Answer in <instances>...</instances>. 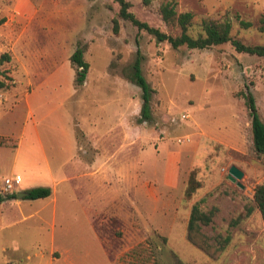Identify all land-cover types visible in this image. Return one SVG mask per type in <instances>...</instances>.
Masks as SVG:
<instances>
[{"label":"rangeland","instance_id":"374dc122","mask_svg":"<svg viewBox=\"0 0 264 264\" xmlns=\"http://www.w3.org/2000/svg\"><path fill=\"white\" fill-rule=\"evenodd\" d=\"M129 1L138 18L172 35L180 28L163 20L166 1L194 13L193 35L203 18H229L234 37L264 44V0ZM119 8L115 0H0V59L10 57L0 71L11 77L0 91V192H9L7 177L21 173L34 182L47 169L35 132L55 174L63 172L62 131L73 122L76 160L64 170L83 177L42 200L0 204V264H118L125 250L147 239L159 264H264V217L254 201L264 154L255 149L249 110L236 94L249 86L264 120V56L238 52L229 42L174 48L120 17ZM78 45L90 64L81 85L70 60ZM138 56L155 89L149 120H140L143 91L129 78ZM120 112L123 121L131 115L122 149L112 139L106 149L95 146L83 128L88 113L114 124ZM233 164L244 172V187L229 178ZM194 169L201 186L187 197ZM195 203L205 211L217 207L201 231L212 244L229 235L223 251L207 253L188 239Z\"/></svg>","mask_w":264,"mask_h":264},{"label":"trees","instance_id":"16d2710c","mask_svg":"<svg viewBox=\"0 0 264 264\" xmlns=\"http://www.w3.org/2000/svg\"><path fill=\"white\" fill-rule=\"evenodd\" d=\"M119 3L120 8L118 15L126 20H129L139 30H146L157 38L158 41H168L174 48L186 45L189 48H209L214 45H220L224 43H231V45L238 51L252 55L264 56V44H248L238 37H234L231 34L232 21L228 19L216 20L213 18H203L201 20L202 31L198 35H193L190 32V27L193 23L194 13L191 11H177L176 6L171 1L163 2L160 5L159 12L163 20L167 23H175L180 28L178 35H172L166 31H163L159 27H155L149 24L147 21L138 18L133 11L130 10L132 3L129 0H115ZM152 0H142L144 5H150ZM3 19H0V25ZM243 27L252 26L251 21L240 20ZM259 26L260 31H264V13L260 17ZM113 29L117 33L119 31V20L113 18ZM85 49L82 45H78L72 53L70 60L75 66L76 77L75 81L77 85H81L85 82L87 72L89 70V62L84 58ZM7 53L1 56L0 61L4 59L9 60ZM131 81L141 87L143 91V106L142 116L140 120H149L151 118L150 100L152 93L155 91L142 69V57L136 58L133 65V71L129 77ZM11 77L6 75L4 71H0V91L8 88L11 85ZM238 96L244 98L249 114L252 119V131L254 146L259 154H264V120L258 112L256 104V98L249 86L246 89H241L236 93ZM1 138V135H0ZM1 141V139H0ZM201 186L200 180L197 179L196 170L190 172L187 187L186 196L192 197L194 192ZM28 195L25 198L38 199L46 198L51 195L52 188L50 186H35L27 189ZM11 198H17V191L13 192H0V204ZM254 201L256 206L261 211L264 217V182L259 183L255 187ZM217 207L213 206L209 211L203 210L198 203L193 204L191 214L188 222V239L195 245L210 254H215L223 251L226 245L230 241V236L220 237L218 244H212L209 241V237L201 231L203 224L208 225L212 222ZM253 211L252 207H248L247 213ZM120 234V231L118 232ZM164 240H167L166 236H162ZM118 264H159V258L155 252V249L151 245L150 239L141 241L136 245L125 250L119 257H117Z\"/></svg>","mask_w":264,"mask_h":264},{"label":"crops","instance_id":"0c3cea01","mask_svg":"<svg viewBox=\"0 0 264 264\" xmlns=\"http://www.w3.org/2000/svg\"><path fill=\"white\" fill-rule=\"evenodd\" d=\"M88 115L85 118L86 124H84L83 128L85 129V126H86V132H87L88 137L91 140V142H94L95 146L97 144L98 146H100V147L102 146L104 149H106V141H108V139H112V140L116 141L117 143H119V145H120L119 149L121 150L122 146L124 144H121L120 142L127 140L126 139V134L128 132L127 127H128L129 117L131 115L128 114L126 117H124L125 121H123L122 120L123 119L122 113H121L120 114L121 119L116 118L115 119L116 123H114V124L107 122L106 118L101 114L96 115L94 113H90V114L88 113ZM87 120H88L89 126L87 125ZM79 124L81 125L80 121H79ZM115 128H117V129L113 133V130ZM122 131L124 134L123 138H121L122 137L121 136ZM62 133L65 134L68 138L67 149L65 150L67 152V154L61 160V167H63V172H60V170H59V171H57V174H55V172L52 168V165H51V161H50V159H49V157L46 154V151L44 149L42 139H41L39 133L35 132V134L33 135L34 136L33 139L36 140L38 142V144L40 145L39 148L42 151V156L45 159L47 169L44 172L40 173V175L38 176L39 178L35 179L34 182H32V181L30 182L29 180L25 179L23 174L16 173V176L20 177V181L18 184H21L20 188H22L21 190H17V192L18 191H27V189L35 187V186H50L52 188V193L50 196H52V195L54 196L56 194L57 187L60 184L67 182L73 186V185H75L74 182H76L77 180H81L83 178L81 175H79V173H68L64 170V168L67 164H71L73 161L76 160L78 143H77V138H76V134H75L74 122H73V124H70L68 127L63 128ZM115 134H117V135L115 136ZM24 137H25V131H23L22 135L19 137L20 144L18 145V150H17L18 156H19V153H20L21 148H22L23 143H24ZM62 156H63V153H62ZM100 159H101L100 157L97 159L96 163L94 164V167H97L96 164L98 165L99 163H101ZM44 180L47 182H45ZM26 196H23L21 198L17 197L16 198L17 203L19 205H22L23 200L26 199L25 198ZM50 196H48V197H50ZM48 197H46V198H48ZM11 199H13V198H11ZM39 199L42 200L44 198H38V199H32V200H39Z\"/></svg>","mask_w":264,"mask_h":264},{"label":"water","instance_id":"95a60500","mask_svg":"<svg viewBox=\"0 0 264 264\" xmlns=\"http://www.w3.org/2000/svg\"><path fill=\"white\" fill-rule=\"evenodd\" d=\"M244 172L235 164H233L230 169H229V178L233 181L236 182L237 185L240 187H244V184L241 182V178L243 177ZM28 195L27 191H18L17 192V197H23Z\"/></svg>","mask_w":264,"mask_h":264},{"label":"built area","instance_id":"2783aa9c","mask_svg":"<svg viewBox=\"0 0 264 264\" xmlns=\"http://www.w3.org/2000/svg\"><path fill=\"white\" fill-rule=\"evenodd\" d=\"M20 181L19 176H15L14 178L12 177H7L5 179V189L9 192H13L15 185L18 184ZM8 193V192H7Z\"/></svg>","mask_w":264,"mask_h":264}]
</instances>
